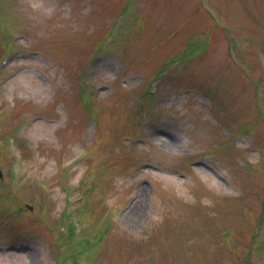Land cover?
Instances as JSON below:
<instances>
[{
  "label": "rangeland",
  "instance_id": "rangeland-1",
  "mask_svg": "<svg viewBox=\"0 0 264 264\" xmlns=\"http://www.w3.org/2000/svg\"><path fill=\"white\" fill-rule=\"evenodd\" d=\"M0 169V264H264V0H0Z\"/></svg>",
  "mask_w": 264,
  "mask_h": 264
},
{
  "label": "bare ground",
  "instance_id": "bare-ground-1",
  "mask_svg": "<svg viewBox=\"0 0 264 264\" xmlns=\"http://www.w3.org/2000/svg\"><path fill=\"white\" fill-rule=\"evenodd\" d=\"M162 132H161V128L159 129V128H157L156 129V131L154 132V135L156 136V138H158L159 136H160V134H161ZM175 142V139H174V137H171L170 138V140H168V144L170 145V144H173ZM140 189V188H139ZM144 190V189H143ZM138 197H139V193H135L134 194V196H133V204L135 203V201L138 199ZM141 201H140V199L138 200V201H136V203L135 204H137V203H140ZM133 204L131 205V206H129L128 207V210L133 206ZM134 204V206L132 207V210H135V211H139L140 209H141V205L143 204V203H140V205H135Z\"/></svg>",
  "mask_w": 264,
  "mask_h": 264
}]
</instances>
